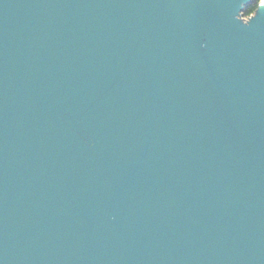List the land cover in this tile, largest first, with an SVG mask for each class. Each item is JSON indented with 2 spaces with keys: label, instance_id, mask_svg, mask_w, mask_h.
Returning <instances> with one entry per match:
<instances>
[{
  "label": "water",
  "instance_id": "obj_1",
  "mask_svg": "<svg viewBox=\"0 0 264 264\" xmlns=\"http://www.w3.org/2000/svg\"><path fill=\"white\" fill-rule=\"evenodd\" d=\"M0 264H264V0H0Z\"/></svg>",
  "mask_w": 264,
  "mask_h": 264
},
{
  "label": "trees",
  "instance_id": "obj_2",
  "mask_svg": "<svg viewBox=\"0 0 264 264\" xmlns=\"http://www.w3.org/2000/svg\"><path fill=\"white\" fill-rule=\"evenodd\" d=\"M256 8V4L253 5H249L248 7H246L242 13L243 17H248L250 14L253 13L254 9Z\"/></svg>",
  "mask_w": 264,
  "mask_h": 264
}]
</instances>
